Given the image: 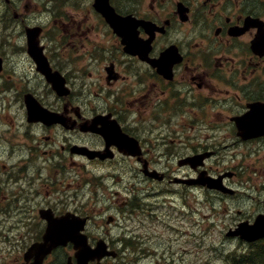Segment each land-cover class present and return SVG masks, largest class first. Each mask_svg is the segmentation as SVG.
<instances>
[{"label": "flooded vegetation", "instance_id": "af4514ba", "mask_svg": "<svg viewBox=\"0 0 264 264\" xmlns=\"http://www.w3.org/2000/svg\"><path fill=\"white\" fill-rule=\"evenodd\" d=\"M69 1L0 0V256L9 244L18 264L43 237L42 210L88 215L96 243L110 230L90 224L150 189L194 194L190 157L211 152L219 175L222 147L264 144L235 121L264 102V0H110L125 42L95 0Z\"/></svg>", "mask_w": 264, "mask_h": 264}, {"label": "rangeland", "instance_id": "374dc122", "mask_svg": "<svg viewBox=\"0 0 264 264\" xmlns=\"http://www.w3.org/2000/svg\"><path fill=\"white\" fill-rule=\"evenodd\" d=\"M260 146L264 150V144L260 143ZM249 151L248 148L231 146L223 150L226 155L224 159L212 163L213 169L236 167L241 171V175L234 177L229 184L242 191L236 198L227 199L228 211L220 201L214 204L206 200L208 195L202 189H195V197L190 195L188 207L187 198L184 200L185 204L183 200H177L175 204L179 207H176L174 203L163 204L166 193L160 194L159 197L157 194H151L146 199L148 206L144 207L145 210L140 208L127 213L118 212L119 219L112 230V235L117 236L126 230L125 225H128V228L135 229L134 233L137 231V234H141L137 240L142 243L125 250L121 242L117 243L116 239L111 238L110 245L117 250L123 248L124 252L106 263L238 264L235 261V252L246 248L248 244L228 238L226 227L231 223L232 217L238 216L237 209L251 211L258 207V202L264 203V153ZM157 185L155 189L159 188ZM92 225L93 230L99 231L95 223ZM59 258L62 257L57 256L56 260ZM15 262L13 254L0 258V264Z\"/></svg>", "mask_w": 264, "mask_h": 264}, {"label": "water", "instance_id": "95a60500", "mask_svg": "<svg viewBox=\"0 0 264 264\" xmlns=\"http://www.w3.org/2000/svg\"><path fill=\"white\" fill-rule=\"evenodd\" d=\"M243 236L249 239H255L260 236H264V221L256 222L252 227H242ZM57 244H43L39 247L42 254L49 252ZM76 247L79 249L77 252L78 264H90L89 260L95 259L96 257L100 260L105 255H116L114 251H107V247L103 243H99L97 249L93 250L87 243V239L84 236L83 241L79 242ZM40 264V262H39ZM71 264V263H69ZM101 264V263H94Z\"/></svg>", "mask_w": 264, "mask_h": 264}, {"label": "trees", "instance_id": "16d2710c", "mask_svg": "<svg viewBox=\"0 0 264 264\" xmlns=\"http://www.w3.org/2000/svg\"><path fill=\"white\" fill-rule=\"evenodd\" d=\"M249 257V259H251V260H247L248 262H251V263H254L253 261V257L256 259V260H258V262H261V263H263L264 262V248L261 246V247H257L256 249H255V251L254 252H252V255H250V256H248Z\"/></svg>", "mask_w": 264, "mask_h": 264}]
</instances>
